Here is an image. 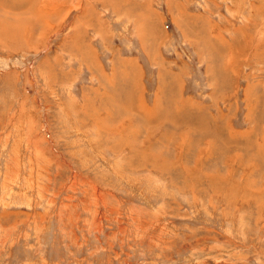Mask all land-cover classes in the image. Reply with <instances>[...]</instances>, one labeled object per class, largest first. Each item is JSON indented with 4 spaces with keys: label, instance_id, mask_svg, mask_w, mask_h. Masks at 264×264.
Returning <instances> with one entry per match:
<instances>
[{
    "label": "rangeland",
    "instance_id": "obj_1",
    "mask_svg": "<svg viewBox=\"0 0 264 264\" xmlns=\"http://www.w3.org/2000/svg\"><path fill=\"white\" fill-rule=\"evenodd\" d=\"M0 264H264V0H0Z\"/></svg>",
    "mask_w": 264,
    "mask_h": 264
},
{
    "label": "trees",
    "instance_id": "obj_2",
    "mask_svg": "<svg viewBox=\"0 0 264 264\" xmlns=\"http://www.w3.org/2000/svg\"><path fill=\"white\" fill-rule=\"evenodd\" d=\"M172 26H173V24H172ZM174 27V26H173ZM173 29V28H172Z\"/></svg>",
    "mask_w": 264,
    "mask_h": 264
}]
</instances>
